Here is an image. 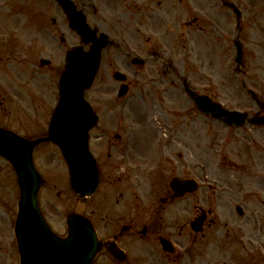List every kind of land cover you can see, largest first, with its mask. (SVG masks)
I'll return each instance as SVG.
<instances>
[{"label":"flooded vegetation","instance_id":"obj_1","mask_svg":"<svg viewBox=\"0 0 264 264\" xmlns=\"http://www.w3.org/2000/svg\"><path fill=\"white\" fill-rule=\"evenodd\" d=\"M96 1L89 0L95 12L99 10ZM110 1L106 0L107 3ZM175 1L185 2L181 13ZM198 1L165 0L166 15L171 21L168 24L177 28L173 32L179 33L181 38L184 52L181 72L168 74L167 63L160 62L163 66L160 72L137 73L146 82L145 85H157L159 92L165 85L174 89L176 82H179L185 95L181 109L156 104L153 120L146 121L149 131L144 130L140 121L131 122L132 126L126 131L119 120H100L92 130L93 139L107 140L102 146L92 143L97 158L101 154L98 150L102 147L107 158L99 161L103 184L84 204L82 213L91 218L101 239L109 241L102 251V255L109 257L104 264H150L152 257L146 258L149 253H160V259L168 263V251L162 246V238L167 239L168 243V204H197L196 214L190 221L197 219L199 223V231L192 232L195 240L235 241L240 237L247 239L245 245L250 247L252 253L264 250V57L246 56L244 64H239L235 51L231 55V42L235 47L240 39L244 48L247 40L246 26L236 24L237 15L227 4L237 0ZM201 1H207L206 8L202 5L205 2ZM168 2L173 11L171 14L168 13ZM174 21L179 24H172ZM262 21L264 30V11ZM171 30H174L172 26ZM61 41L63 45L67 43L65 38ZM127 44L124 46L117 40L111 48L122 52V66L137 67L141 62H137L136 57L140 58L141 55ZM65 48L69 49L67 46ZM155 53L154 50H146L148 62L152 58L159 61L153 55ZM259 59L263 60L260 63L262 66L254 67L259 64L255 62ZM37 68L48 77V89L56 83L58 86L63 71L60 63H55L51 56L43 57ZM0 79L4 81L3 85L11 80L8 74L0 75ZM109 84L120 87L114 79ZM128 84L132 86L133 80L129 79ZM201 95L221 102L229 110L244 112L245 121L238 126L230 125L205 113L194 98ZM155 100L160 103L157 97ZM6 103L0 86V124L8 127L14 119L9 122L5 117L10 111ZM119 106L105 105L104 109L110 117H115L114 114L120 112ZM48 124L43 118L28 125L45 129ZM161 128L166 130L164 138L159 136ZM46 134L45 131L36 137ZM143 134L154 142H144L140 153L131 162V146L124 141L129 139L135 148ZM153 160H156L155 165ZM162 165L167 172L172 169L171 173L183 178H196V191L173 198L167 183L160 185L162 195L157 196L154 186L144 189L142 183L146 180V174L161 170ZM126 178L131 184L120 185ZM105 185L108 186V193L105 191L100 201H94ZM116 189L123 190L115 195ZM141 204L157 205H151L150 209L149 205L142 207ZM143 214L150 215V220L143 219ZM153 221L156 223L153 224ZM162 226L166 232L161 231ZM136 246L142 250H136ZM185 250L188 253L191 248L186 247Z\"/></svg>","mask_w":264,"mask_h":264},{"label":"rangeland","instance_id":"obj_2","mask_svg":"<svg viewBox=\"0 0 264 264\" xmlns=\"http://www.w3.org/2000/svg\"><path fill=\"white\" fill-rule=\"evenodd\" d=\"M74 1L79 8L86 10L88 22L92 26L99 27L100 31L108 32L112 38L118 37L122 42H128L129 47L143 57L146 56V50L150 49L156 51L157 53L153 55L159 58V61L152 58V61L146 62L144 66L125 68L122 66L124 56L121 51L111 49L104 52L95 84L86 93L87 99L99 111L101 120L104 122L119 120L123 122L126 131L132 126L131 122L140 121L144 130L149 131L146 121L153 120L156 104L173 105L180 110L185 95L179 82H176V88L172 89L171 86L165 85L161 87L162 92H159L157 85H145L146 82L137 75V73L160 72L163 62L167 63L168 74L180 73L183 67L184 52L181 47V38L179 33L173 32L177 28L168 24L171 21H168L166 15L165 0H126L124 2L112 0L109 3L106 0H97L96 5L99 9L97 12L91 8L89 0ZM206 2L202 4L205 8ZM237 2L243 12L241 24L247 28L245 31L247 40L244 43L245 55L251 58H262L264 57L262 27L264 3L262 0H237ZM175 3L177 10L181 13L180 9L184 7L185 2L175 1ZM133 12L138 13L139 16L136 17ZM172 12L168 2V13ZM172 24L179 23L174 21ZM171 26L174 30H171ZM62 36L67 40L65 45L62 44ZM80 43V36L69 27L67 16L56 0H0V75L8 74L11 78L7 85H3L4 81L0 79V86L7 99V110H10L5 117L9 122L14 119L11 121L14 123L10 122L8 127L30 137L45 131L47 126L44 127L45 129L32 128L28 124L33 121L40 122L43 118L49 122L59 95L57 83L48 89V77L38 70V62L43 57L51 56L55 63H60L62 70L65 62V47L70 48L73 44ZM231 46V55H233L235 47L232 42ZM262 61L256 60L255 62L259 64L254 67H261ZM113 69H121L133 80L126 103L117 102L119 89L116 84L114 86L109 84L113 82ZM170 77L173 76L170 75ZM156 97L160 103L156 102ZM235 98L238 99V97ZM118 103L123 110L116 112L115 117H110L104 106ZM147 137L143 134L135 145L131 153L133 155L131 162L136 158L135 155L140 153L144 142H154ZM160 137L164 138L165 135L160 133ZM105 141L107 140L94 138L93 144L99 143L98 146H102ZM92 151L96 155L97 151L93 148ZM98 152L101 153L98 157L99 161L107 158L105 148H100ZM35 159L46 179L40 194L41 206L51 226L65 235L67 215L74 210H82L84 203L79 201L70 187L67 165L56 145H40L35 153ZM155 161L153 160L154 165ZM170 171L172 169H168L167 172L162 165L161 170L146 174V180L142 183L144 189L154 186L157 196L162 195L160 185L167 183L169 186L174 176V172ZM128 184L131 183L127 178L120 183L127 186ZM107 189L108 186L105 185L94 201H100L105 191L108 193ZM122 190L116 189L115 195ZM18 200L19 186L16 173L11 164L0 157V264L20 263L14 233ZM146 205H149L151 209V205L157 204H141L142 207ZM197 207V204H168V236L176 243L177 249L173 253H168V263L160 259V253L157 255L149 253L146 258L148 260L150 256L152 257L153 262L150 264H264V250L256 252L257 254L254 251L252 253L250 247L245 245L247 239L239 237L235 241H211L201 238L195 240L190 221L196 214ZM143 215V219L150 216ZM154 223L156 221H153ZM161 231L167 230L162 226ZM186 247L191 248L188 253H186ZM135 249L142 250L137 246ZM159 251L162 253L161 250ZM250 253L252 255H249ZM132 254L134 255L133 250ZM108 258L107 255L101 254L94 264H104Z\"/></svg>","mask_w":264,"mask_h":264},{"label":"water","instance_id":"obj_3","mask_svg":"<svg viewBox=\"0 0 264 264\" xmlns=\"http://www.w3.org/2000/svg\"><path fill=\"white\" fill-rule=\"evenodd\" d=\"M59 1L71 26L81 35L83 44L91 43L90 49L84 50V45L76 46L67 55L66 70L60 80L61 99L47 138L29 140L0 127V155L15 168L20 186L15 223L20 264H91L102 249V241L89 219L71 213L67 218L68 235L62 237L51 228L40 208L39 193L44 179L36 168L33 151L43 140H51L60 146L68 164L70 183L82 198L92 195L101 180L89 148L90 129L98 118L85 98V91L92 86L102 50L111 41L106 33L97 35V30L88 25L83 11L77 10L72 0ZM237 12L240 15V11ZM116 78L124 79V76L117 72ZM215 113L230 122L234 121L233 116H243V113L222 108ZM187 183L174 178L172 187L180 193L178 188Z\"/></svg>","mask_w":264,"mask_h":264}]
</instances>
